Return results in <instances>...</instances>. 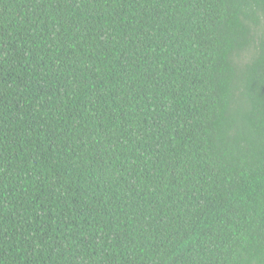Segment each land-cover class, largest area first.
Returning <instances> with one entry per match:
<instances>
[{"label":"trees","instance_id":"obj_1","mask_svg":"<svg viewBox=\"0 0 264 264\" xmlns=\"http://www.w3.org/2000/svg\"><path fill=\"white\" fill-rule=\"evenodd\" d=\"M0 264H264V0H0Z\"/></svg>","mask_w":264,"mask_h":264}]
</instances>
